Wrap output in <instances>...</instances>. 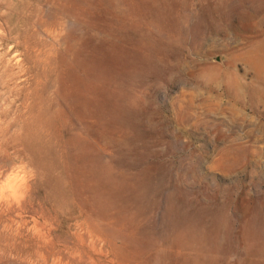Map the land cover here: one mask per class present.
<instances>
[{"label":"rangeland","instance_id":"rangeland-1","mask_svg":"<svg viewBox=\"0 0 264 264\" xmlns=\"http://www.w3.org/2000/svg\"><path fill=\"white\" fill-rule=\"evenodd\" d=\"M20 171L0 264H264V0H0Z\"/></svg>","mask_w":264,"mask_h":264},{"label":"clouds","instance_id":"clouds-1","mask_svg":"<svg viewBox=\"0 0 264 264\" xmlns=\"http://www.w3.org/2000/svg\"><path fill=\"white\" fill-rule=\"evenodd\" d=\"M24 175L25 174L20 171L15 177L9 174V177L7 179H5L4 181H0V197H3L5 194L16 193V191L20 188L21 184L23 183ZM10 180H12L13 183H9Z\"/></svg>","mask_w":264,"mask_h":264},{"label":"bare ground","instance_id":"bare-ground-1","mask_svg":"<svg viewBox=\"0 0 264 264\" xmlns=\"http://www.w3.org/2000/svg\"><path fill=\"white\" fill-rule=\"evenodd\" d=\"M7 61H8V60H7ZM39 149H40V147H39ZM33 150H34V149H33ZM10 182H11V180L9 181V183H10ZM12 182H13V181H12ZM16 192H17V191H16ZM13 194H14V193H13ZM17 194H18V193H17ZM14 195L16 196V194H14ZM18 195H19V194H18ZM18 195H17V196H18Z\"/></svg>","mask_w":264,"mask_h":264}]
</instances>
